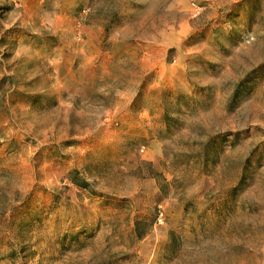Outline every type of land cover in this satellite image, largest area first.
Masks as SVG:
<instances>
[{
    "label": "rangeland",
    "instance_id": "rangeland-1",
    "mask_svg": "<svg viewBox=\"0 0 264 264\" xmlns=\"http://www.w3.org/2000/svg\"><path fill=\"white\" fill-rule=\"evenodd\" d=\"M0 264H264V0H0Z\"/></svg>",
    "mask_w": 264,
    "mask_h": 264
}]
</instances>
